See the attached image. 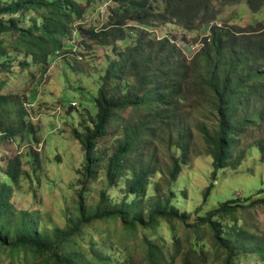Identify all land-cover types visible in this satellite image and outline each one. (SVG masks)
<instances>
[{"label":"trees","instance_id":"1","mask_svg":"<svg viewBox=\"0 0 264 264\" xmlns=\"http://www.w3.org/2000/svg\"><path fill=\"white\" fill-rule=\"evenodd\" d=\"M81 1L98 0H0V72L8 71L20 56L48 69L50 58L68 47L65 40L78 34L73 25L86 13ZM114 3L103 28L80 26L84 46L112 48L117 58L110 61L94 99L96 115L82 123V130L73 131L86 153V165L77 172L73 217L63 228L38 230L37 214L16 208L15 185L24 176L22 160L16 157L6 171L9 180L0 185V262L135 264L122 246L127 241L112 239L117 231L105 230L101 234L106 239L91 241L94 254L81 244L94 225L119 219L124 238L142 234L145 264H251L246 261L253 257L255 264H264V233L248 219L250 212L264 208V188L220 203L204 216L199 206L194 221L174 202L175 184L194 158L212 159L204 202L218 172L237 170L249 149L260 151L264 162V23L243 27L215 22L224 7L243 3L260 11L264 0ZM30 13L36 17L23 26L22 19ZM166 23L191 31L209 27L210 32L189 56L177 40L157 37L151 29ZM6 36L11 39L6 41ZM131 113L136 115L129 117ZM11 114L21 116L20 126L25 124V105L0 94V142L22 134L16 120L6 125ZM114 123L117 145L109 157L99 144ZM103 165L106 189L89 205L90 188ZM121 179L126 180L124 196L115 199L113 189ZM151 186L154 191L148 193ZM178 224L188 231L183 240ZM163 225L171 231L172 248L161 233ZM104 241L109 244L104 246ZM101 248L105 252L98 255Z\"/></svg>","mask_w":264,"mask_h":264},{"label":"rangeland","instance_id":"2","mask_svg":"<svg viewBox=\"0 0 264 264\" xmlns=\"http://www.w3.org/2000/svg\"><path fill=\"white\" fill-rule=\"evenodd\" d=\"M85 8V18L77 20L73 25L77 33L70 40H65L68 47L50 58L48 69L46 66H37L30 59L20 56L14 60L8 71L0 72V94L24 104L26 108L25 124L21 116L12 115L7 126H12L15 121L18 128L22 129L15 138L3 137L0 142V185L9 180L6 176L9 163L16 157L22 160L24 176L19 185H15L13 202L21 211L36 213L37 228L65 227L67 220L73 217L75 200V188L79 170L86 165V153L81 143L74 137L73 131L83 129L82 123L89 121L91 115H96L95 97L102 86L103 76L108 70L112 58H117L112 48H104L97 45L88 48L84 46L85 35H80V26L85 28L96 27L101 29L108 23L110 10L115 6L114 0H98L88 4L81 1ZM224 7L219 24L233 23L248 27L259 22L264 23V8L255 11L241 3ZM36 17L30 13L22 19L23 26H29V20ZM8 18V17H6ZM214 23V22H213ZM155 28L157 37L169 36L177 40L184 53L191 56L198 49L199 42L209 34V27L195 31L188 30L179 23H166L151 27ZM11 38L5 37L8 41ZM15 54V53H13ZM27 62L29 66L22 63ZM34 93H38L35 97ZM75 103L77 104L75 106ZM74 105L75 107H73ZM136 114L131 113L129 117ZM15 118V119H13ZM15 124V125H16ZM20 126V127H19ZM117 124L110 128V135L100 141L99 149L107 152L108 156L114 153L117 145ZM198 144H202L198 135ZM104 164V163H103ZM105 165L98 171V179L93 182L87 197V204H95L102 190L106 189ZM213 171L212 159L209 156H201L191 160L188 166L183 167L175 188L178 198L175 205L182 211L191 214L192 220L196 208L203 206L200 215L204 216L208 211L217 207L220 203L235 198H247L259 189L264 188V162L261 160L260 151L249 149L246 158L237 170L230 168L220 170L217 180L214 181V189L204 202V191L211 183ZM131 174H127V179ZM80 177V176H79ZM160 176L153 180L155 183ZM125 179H121L113 189L112 197L123 198ZM164 190L166 187L164 186ZM154 191L153 186L148 193ZM111 192V190H108ZM186 192V196L183 195ZM249 224L264 233V208L253 210L248 215ZM117 231L112 236L133 255L135 264H145L144 250L141 236L131 239L124 238L125 229L119 219L101 222L89 229L81 244L91 249V241L106 239L101 234L103 231ZM178 232L184 239L187 229L178 224ZM148 233V232H147ZM168 245L172 248L173 241L171 231L163 225L162 232ZM109 243L103 242L104 246ZM101 248L99 253H104ZM180 260V258L178 259ZM256 257L247 259L246 262L255 264ZM1 264H8L7 259L1 260ZM177 264H181L180 261ZM208 264H212L209 262Z\"/></svg>","mask_w":264,"mask_h":264},{"label":"clouds","instance_id":"3","mask_svg":"<svg viewBox=\"0 0 264 264\" xmlns=\"http://www.w3.org/2000/svg\"><path fill=\"white\" fill-rule=\"evenodd\" d=\"M199 47H200V44H199ZM199 47H198V48H199ZM75 105H77V104L75 103Z\"/></svg>","mask_w":264,"mask_h":264}]
</instances>
